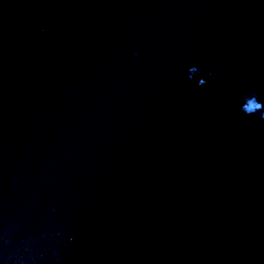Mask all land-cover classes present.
<instances>
[{
  "label": "water",
  "instance_id": "water-1",
  "mask_svg": "<svg viewBox=\"0 0 264 264\" xmlns=\"http://www.w3.org/2000/svg\"><path fill=\"white\" fill-rule=\"evenodd\" d=\"M0 264H264V0H0Z\"/></svg>",
  "mask_w": 264,
  "mask_h": 264
}]
</instances>
